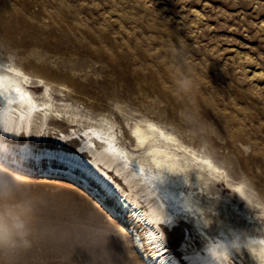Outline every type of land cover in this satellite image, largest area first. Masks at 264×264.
I'll return each instance as SVG.
<instances>
[{
	"label": "rangeland",
	"instance_id": "1",
	"mask_svg": "<svg viewBox=\"0 0 264 264\" xmlns=\"http://www.w3.org/2000/svg\"><path fill=\"white\" fill-rule=\"evenodd\" d=\"M0 52L69 102L156 116L264 200V0H0ZM21 172L34 243L0 264H142L77 187Z\"/></svg>",
	"mask_w": 264,
	"mask_h": 264
},
{
	"label": "bare ground",
	"instance_id": "2",
	"mask_svg": "<svg viewBox=\"0 0 264 264\" xmlns=\"http://www.w3.org/2000/svg\"><path fill=\"white\" fill-rule=\"evenodd\" d=\"M0 77V144L20 171L77 187L142 264H264V200L202 146L121 104L69 102L67 85L11 53L0 52ZM180 228L175 248L168 233Z\"/></svg>",
	"mask_w": 264,
	"mask_h": 264
},
{
	"label": "clouds",
	"instance_id": "3",
	"mask_svg": "<svg viewBox=\"0 0 264 264\" xmlns=\"http://www.w3.org/2000/svg\"><path fill=\"white\" fill-rule=\"evenodd\" d=\"M188 119L190 123L197 122L195 114ZM21 166L10 147L0 144V260L31 249L34 243L31 222L37 204L33 199H18L30 184L20 171Z\"/></svg>",
	"mask_w": 264,
	"mask_h": 264
},
{
	"label": "snow or ice",
	"instance_id": "4",
	"mask_svg": "<svg viewBox=\"0 0 264 264\" xmlns=\"http://www.w3.org/2000/svg\"><path fill=\"white\" fill-rule=\"evenodd\" d=\"M0 79H2V77H0ZM16 91H19V89H16ZM0 96H2V93H0ZM12 102L15 103V101H12ZM13 150H15L18 153L21 159H26L31 154L28 151L21 150L19 148H16L15 146H13ZM68 163L70 165L75 164V162L73 161H69ZM158 255H160V253H158Z\"/></svg>",
	"mask_w": 264,
	"mask_h": 264
}]
</instances>
